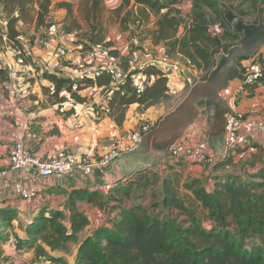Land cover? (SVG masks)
<instances>
[{
    "label": "trees",
    "instance_id": "16d2710c",
    "mask_svg": "<svg viewBox=\"0 0 264 264\" xmlns=\"http://www.w3.org/2000/svg\"><path fill=\"white\" fill-rule=\"evenodd\" d=\"M182 2L134 0L129 8V0H123L110 12L117 16L123 31L129 25L137 29L148 27L152 43H163L164 56L172 61L179 59L184 67L204 73L200 79H205L214 66L215 54L241 40L225 21L222 8H229L243 18V3L248 2L259 14L264 5V0H190V12L184 17ZM52 4L53 0H0L5 23L4 32L0 27V36L4 34L6 43L22 49L21 26L33 22L36 27H49ZM54 5L64 10L65 32H78L80 19L87 24L84 45L102 43L110 47V42L105 40L103 0H78L77 14L71 2L60 0ZM151 23L153 26L149 28ZM211 27L215 34L210 32ZM22 50L26 63L29 56ZM111 51L116 53L114 49ZM253 59L260 65L259 80L263 81L264 57L258 54ZM120 67L127 71L128 59H121ZM130 73L142 75L145 81L142 90L138 91L129 77L115 83L104 71L71 79L50 70L41 73V79L49 84L41 83L40 89L47 93L51 104L61 105L70 99L75 105H89L96 121L108 117L120 127L129 105L137 104L140 110H147L165 102L172 94L168 75L154 63L135 65ZM255 86L256 83L252 87ZM87 87L103 88L109 95L101 101L88 99L81 94ZM65 112L73 113L74 105ZM232 153L219 156L213 164L214 171L226 168ZM173 165H163L166 174L161 178L158 169L122 177L110 185L105 196L98 193L99 189H72L63 208L57 206L46 214L39 209L24 224L26 247L34 248L39 256L46 255L47 249L65 250L69 242L77 241L73 264H264V163L244 173L233 170L215 173L210 190L198 177L181 184L183 170L171 171ZM158 183L159 201L150 205L134 201L126 207L118 202L132 191L134 198L140 199ZM181 188L186 194L180 193ZM84 201L103 210L105 205L109 206L96 227L90 228L88 214L78 207ZM15 215L11 208H0V220Z\"/></svg>",
    "mask_w": 264,
    "mask_h": 264
},
{
    "label": "crops",
    "instance_id": "0c3cea01",
    "mask_svg": "<svg viewBox=\"0 0 264 264\" xmlns=\"http://www.w3.org/2000/svg\"><path fill=\"white\" fill-rule=\"evenodd\" d=\"M57 1L60 0H53L52 8ZM65 1L71 2L72 4L75 3L76 6L78 5V0ZM103 1L105 6L109 9V12L121 3L119 0ZM133 4L134 0H130L128 7L131 8ZM180 8L183 13H185V10L189 11L190 1L183 0ZM56 9L59 10L60 15H64L63 9L57 7ZM48 19L51 23L49 27H36L33 24L32 33L42 32L44 36L39 37L35 35L34 38H31V40L33 39L34 41L31 48L28 47V44H25L27 40L22 35L21 42L24 43L25 51L29 56L28 61L22 66H19L15 62V59L8 53L6 41H4V34H1L3 41H0V63L2 60L4 61L3 64L0 65V69H2L0 70V74H2V76L0 75V171H6L5 176L0 178V208L13 209L18 219L21 218L24 223L34 218V216L40 212L39 209L44 210L43 212L46 214L57 206L63 208L67 203L63 201L66 199L68 200V196L72 189H79L81 187H85L89 190L99 189V194L106 195L107 191L104 189L105 185H111L122 177L132 176L136 167L140 165V162L131 158H124V160L121 159L116 161L106 168L94 166L89 171L77 172L65 176L42 178L38 177L33 170L25 171L11 169L8 153L16 141L23 140L27 148H29L30 144L34 145L35 148L32 150L29 148V150H31L35 156L44 159L49 158L60 149H65L76 157H81L85 154L89 157L96 155L91 159L97 160L107 152L120 150L123 152L125 150H130L132 142L129 134L133 132L134 128L137 126V122L143 118L154 120L158 118L159 120V118L166 113L163 114V106L161 103L151 106L147 110H140L137 104H131L126 109L123 125L118 127L108 117L96 121L95 114L89 105H86L85 108L82 107L83 105H74V112L71 114L65 112L71 107V105L70 107L66 106V102L61 105L38 106L37 100H35L34 97H37V99L40 98L42 93L39 89L40 84H49L47 81H42L41 73L44 70H50L55 71L60 76L78 79L74 70V65L77 61L85 59L83 53L90 47L86 45V48L84 42L77 43V45L70 47L67 55V59L70 62L66 65H64L61 60L54 59L52 57V43L50 40L55 32V27L59 29L61 38L64 34L69 35V33L65 32L62 28L63 17L56 19V17L52 18L51 15H49ZM1 24V30L4 32L5 23L1 22ZM146 33L148 35V40L143 44V50L138 49L137 41L130 39L131 42H129L126 40L125 36L114 39L111 35H107L105 40L110 42V47L115 50L116 54L120 57L127 58L131 64L139 65L144 62H151L155 59L164 58L163 43L154 45L150 33H148V31H146ZM119 38L122 39L118 40ZM152 48H156L157 51L155 53L152 52ZM259 55L264 57V52ZM99 64H102L101 59L97 61L87 59L86 69L92 70L94 69L93 66H99ZM36 65H43V67L37 68ZM237 83L238 80L231 81L229 87L221 93L222 96L227 99ZM177 85H179V83H177ZM169 87L172 93L173 89L170 83ZM89 89L92 91L89 92ZM92 92L95 94L93 95V100L95 101L104 100L105 97L109 95L103 88L96 87H87L81 91V94L86 95L89 99ZM100 92H102V94L99 96ZM230 106H232L243 118H264V80L256 84L250 95L235 99ZM192 129H194V132H190ZM192 129L185 133L181 139L186 143L201 144L206 147L205 117L202 118L200 115ZM42 130H44V132H42ZM245 147L251 149L252 154L250 152L247 153L246 156L248 158L245 161L249 162L243 165V168L239 170L240 173L252 171L264 163V134L254 135L248 133L246 144L240 146L232 153V159L234 156L241 157L240 155L244 154L242 150ZM238 152L241 153L238 155ZM97 156H99V158H95ZM180 161L196 168L202 165L199 162L186 158ZM231 162L233 163L232 160ZM162 168L163 165L150 169H158L162 172ZM224 172H226V170ZM34 185L42 189L40 195L32 201L21 199L18 195V190L22 187H31ZM79 204L80 203H78V205ZM94 207L100 209L96 205H94ZM79 209L88 214L91 226L92 216L84 208L79 207ZM100 217L96 218L97 222L93 227H96L99 222L104 219V215L102 218Z\"/></svg>",
    "mask_w": 264,
    "mask_h": 264
},
{
    "label": "built area",
    "instance_id": "2783aa9c",
    "mask_svg": "<svg viewBox=\"0 0 264 264\" xmlns=\"http://www.w3.org/2000/svg\"><path fill=\"white\" fill-rule=\"evenodd\" d=\"M210 32L215 34V30L211 27ZM5 40V39H4ZM55 52L60 57H65L69 53V47H67L58 38ZM6 49L8 53L15 59V62L22 66L24 62L23 50L11 43H6ZM111 47L105 46L102 43L92 44L83 53L85 59L79 60L75 63V73L78 79L82 77L94 76L102 71L109 74L115 83L123 82L125 78L129 77L137 90L140 91L145 85V81L140 73L131 74V70L135 68V64L129 62V68L124 71L120 67L121 57L111 51ZM87 59H93L97 61L101 59L99 66H93L94 69L87 70ZM3 60L0 65L3 64ZM156 66L162 69L169 77V83L174 74L179 72V66L172 60H169L164 56L161 59H155L151 61ZM247 62L242 65L241 69L245 77L242 80H238V83L233 87L229 97V103H231L242 96L250 95L253 90V84L257 83L261 78V68L259 63L253 58L243 60ZM14 74V73H13ZM190 82V79L187 78ZM197 80H201L200 78ZM251 90V91H250ZM249 91V92H248ZM232 111L225 114V139L224 144L219 151L218 155H214L205 146L201 144L186 143L183 139H179L173 143L170 151L167 155L165 163H171L180 159H189L199 163H205L213 165L217 158L221 155H228L234 152L240 146H243L247 142L248 133L254 135L264 134V118L253 117L243 118L232 106ZM151 129V128H150ZM148 126H143L135 130L131 136L132 148H134L142 134L150 130ZM122 151H112L104 153L98 160L88 159L86 157H76L73 154L60 149L47 159L35 156L29 148L26 147L23 140L16 141L10 148L8 153V160L11 169L13 170H33L38 177L47 178L50 176H65L84 171H89L94 166L100 168H106L113 162ZM6 171H0V178L5 176ZM110 187V184L104 186L105 191ZM42 189L39 186L22 187L18 190V195L25 201H32L37 198Z\"/></svg>",
    "mask_w": 264,
    "mask_h": 264
},
{
    "label": "rangeland",
    "instance_id": "374dc122",
    "mask_svg": "<svg viewBox=\"0 0 264 264\" xmlns=\"http://www.w3.org/2000/svg\"><path fill=\"white\" fill-rule=\"evenodd\" d=\"M119 1L122 2L123 0H119ZM103 5H104V11H103V17L102 18H103V24H104L105 29H106L105 39H106L107 35H111L114 39H117V37L125 36L126 40L129 42H131L130 39L137 41L138 49L143 50V44L146 43V41L148 40V35L146 33L148 27H146V28L141 27V28L137 29L135 26L129 25L127 27V29L123 31L121 29L120 24H118L119 20H118L117 16L115 14L109 12V9L105 6L104 1H103ZM73 8L75 10V13L77 14L78 5L76 6V4L73 3ZM51 9H52V11L49 15H51L52 18L56 17V19L57 18L59 19V17H63V15H60L59 10L56 9L55 5ZM241 9H243L245 12V14L243 16V19L245 21L253 22V21H256L257 19H262V21H264V5L260 7V9L262 10L260 14L258 11L252 9L249 6L248 2L243 3L241 5ZM188 12H190V11L185 10V13L182 12V16L186 17L188 15ZM184 17H182V18L184 19ZM152 20L154 21L155 18L153 17ZM3 21L4 20L1 17V9H0V27L2 26L1 22L3 23ZM79 21H80L81 28L78 32L69 33V35L64 34V36L61 38L59 29H57L55 27V32L52 35L53 36L52 39L50 40L52 43L51 44V46H52L51 47L52 57L56 60H61L64 65H66L70 61L67 59V56H65L63 58V57L58 56L57 53L55 52L56 46L58 43L57 42L58 38L60 37V39L62 41H64L65 45L69 48L73 47L74 45H77V43H83L84 42L83 40L85 38L83 35V32H85V30L87 29V24L83 20L79 19ZM152 23L149 24V28L153 26ZM21 27H22L21 29L23 32L22 33L23 37L27 40L25 42V44H28L29 48H31V45H33V42H34L33 39L31 40V38H34L35 35H38L39 37L44 36V34L42 32L41 33L35 32L37 34L32 33L33 22H31L29 24H24ZM212 28L214 29V27H212ZM0 38H1V36H0ZM121 39L122 38H119L118 40H121ZM22 45H23L22 49L24 48V50H25L24 43H22ZM84 46L87 48L86 45H84ZM263 48L264 47H262L260 49L258 54H262V52H264ZM156 51H157L156 48H152V52L155 53ZM258 54H257V56H258ZM28 58L29 57H26L25 60L28 61ZM121 58H124V57H121ZM124 59H127V58H124ZM174 62L178 64L179 72L174 74V76L170 80V86L173 89V92H172L170 98L165 100V102L161 103L163 106V109H162L163 114L165 112L169 111L171 108H173L175 106V104L184 96V94L187 92V90L191 86L192 82H191V80H190V82L187 80L188 76H190L191 78H195L197 80L204 75V73L202 74L201 72H196V71L190 70L189 68L184 67L183 63H181L179 59H176ZM246 63L247 62L242 61L240 63V67H242V65H244ZM36 66H37V68L43 67V65H36ZM68 67H70V66H68ZM74 68H75V65H74ZM201 80H203V79H201ZM258 82H261V80H259ZM177 83H179V85H177ZM39 89H40V87H39ZM91 91L92 90L89 89V92H91ZM102 92L99 93V96L102 94ZM93 95H95V94L92 92L90 95V99L94 98ZM243 97H245V96H243ZM34 99L37 100L36 102H37L38 106H41V107L53 105V104L48 102L49 101L48 95H47V93H44V92L41 93L39 99H37V97H34ZM65 102H66L65 105L69 106V107H70V105H75L73 103V101L70 99H67ZM82 107L85 108L86 105H83ZM200 110L202 112L201 116H202V118H204L205 113H204L203 105L200 106ZM157 120H158V118H156L155 120L143 118L137 122V126L134 128L133 132L135 130L143 127V126H148L149 129L153 128L156 125ZM42 132H44V130H42ZM133 132L131 134H129L130 140H131V136H132ZM190 132H194V129H192ZM29 148H31V150H32L35 148V146L30 144ZM63 150H65V149H63ZM115 150H117V149H115ZM127 151L128 150H125L123 152H127ZM242 151H244V154L240 155L241 157H239V156L235 157L234 156L233 159H231L233 161V163L229 162L226 165L227 166L226 168H221V169L216 170V171H214L213 165L211 166L209 164L200 163L202 165H200V166H198V168H196V167H192V166L188 165L187 163L184 164V163H182V161H178V163L174 162L173 163L174 165L170 167L171 168L170 170L174 171V169H179V168L183 170V173L180 174V183L181 184L190 180L191 178L198 177L200 179L202 185L206 189L210 190L212 188V185H213L212 179H213V175L215 173L217 174V173L223 172L225 170L226 171L233 170V171L239 172V170H241L243 168V165H245V164H247V162H249V161H245V160H247V158H248L246 156L247 153L250 152L252 154L251 149H247L245 147ZM66 152H68V151H66ZM239 153H241V152H238L237 154L239 155ZM94 156H96V155L89 157L87 154H85V155H82L81 157H86L88 159H91ZM95 158H99V156H97ZM184 165H185V167H184ZM164 174H166V173L162 170V172L160 174V178ZM209 180H211V181H209ZM159 185H160V183L156 184L155 189L146 190L145 194L140 199H135L134 198V191H132L130 196L126 197L123 200L122 199L118 200V202L124 207L129 206L131 204V202H134V201L141 202L144 205H150L151 203L160 200V193L158 192V186ZM180 193L186 194L185 190L183 188L180 189ZM63 202L66 203V202H68V200L66 199ZM35 204H37V203H35ZM78 206L80 208H84L85 210H87L89 212V214L92 216L90 228H93V226L97 222L96 218H99L100 216H101L100 218H102L103 215L105 214V212L108 211V207H109L108 204L105 205L106 208H105V210L102 211V209L100 207L99 208L101 210L98 208H95L94 205L91 204V202H87V201L81 202ZM24 224L25 223L21 220V218L18 219L17 215L13 218H8L7 220H2V219L0 220V264H72L73 263V258H74L73 254H74V250H75L77 241L69 242L67 245V248L65 250L51 251V250L47 249L46 255H39L38 256L37 252L34 248L28 249L26 247V244L24 243V235L22 232V228H23ZM80 237H82L81 234L79 235V238Z\"/></svg>",
    "mask_w": 264,
    "mask_h": 264
},
{
    "label": "water",
    "instance_id": "95a60500",
    "mask_svg": "<svg viewBox=\"0 0 264 264\" xmlns=\"http://www.w3.org/2000/svg\"><path fill=\"white\" fill-rule=\"evenodd\" d=\"M222 12L230 28L240 35V43L215 54V64L205 79L188 76L192 83L184 96L159 118L153 128L140 136L134 148L119 155L111 164L131 158L140 162L134 173L164 165L173 143L193 128L202 113L201 105L206 120V147L218 155L225 139V114L232 111L229 100L221 93L231 81L245 77L238 62L254 57L264 47V21L247 22L226 7Z\"/></svg>",
    "mask_w": 264,
    "mask_h": 264
}]
</instances>
